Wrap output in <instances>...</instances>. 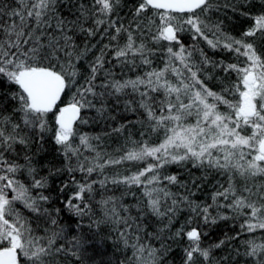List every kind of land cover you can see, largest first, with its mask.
<instances>
[{"label":"snow or ice","instance_id":"obj_1","mask_svg":"<svg viewBox=\"0 0 264 264\" xmlns=\"http://www.w3.org/2000/svg\"><path fill=\"white\" fill-rule=\"evenodd\" d=\"M0 264H264V0H0Z\"/></svg>","mask_w":264,"mask_h":264}]
</instances>
